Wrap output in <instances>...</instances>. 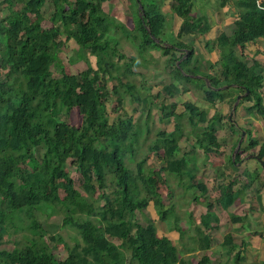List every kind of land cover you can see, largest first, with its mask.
<instances>
[{"label":"trees","instance_id":"1","mask_svg":"<svg viewBox=\"0 0 264 264\" xmlns=\"http://www.w3.org/2000/svg\"><path fill=\"white\" fill-rule=\"evenodd\" d=\"M46 1H2L7 14L0 18V226L5 232L26 230L31 237L15 238L12 250L8 251L1 248L4 233L0 232V264H132L131 261L136 264H190L170 238L157 235L152 220L144 225L137 220V213L150 202L159 212L161 221L166 220L167 211L153 174L141 171L143 160L136 164L135 172L126 164V157L131 155L126 148L139 146L142 129L127 115L112 122L108 120L104 106L110 93L105 79L117 82L110 91L116 94V105L121 107L118 87L131 95L135 85L124 80L133 74L139 61H146L147 50L158 49L166 57L165 67L173 70L172 81L160 89L163 99L185 93L188 83L200 81L203 100L214 106L226 98L229 86L235 85L238 93L248 92L240 103L253 101L252 109L264 117L261 104L264 94H259L261 78L236 56L237 48L264 37V0L235 1L238 13L235 31L232 37L222 34L217 40L219 46L229 50L220 60L217 75L189 67L193 49L181 42V36L203 35L208 29L201 18H189L190 0H174V12L183 22L172 44L163 39L165 16L156 0H138L142 16L137 9L131 30L103 10L104 3L114 0H48L53 7L48 18L50 26L43 27L42 7ZM61 29L66 38L74 39L79 59L87 61L89 55L95 58V67H88L86 74L64 72L58 57L63 44ZM114 29H118L120 36L130 41L136 51V55L129 57L119 69L112 59L117 55L119 40L111 34ZM174 51L181 53L176 55ZM123 58L119 53L118 60ZM54 66L60 69L58 77L53 75ZM195 76L201 78L196 80ZM223 86L228 88L217 90ZM234 102L232 95L231 107ZM182 107L188 114L195 147L204 157L214 155L220 149L217 132L222 117L215 113L207 119L208 112L191 102L183 103ZM73 110L80 118L77 125L61 119ZM160 112L167 120L179 116L173 102L161 105ZM225 120L229 127L235 126L229 116ZM181 134L177 124L171 132H158L159 142L151 146V151L161 152L163 171L186 180L200 192L193 197L199 201L207 187L192 172L191 159L187 155L177 156ZM256 146L255 141L249 140L233 159L232 155L228 158L229 168L237 170L235 164L242 159L240 153H252ZM38 149L42 150L39 157L36 155ZM256 156L263 160L264 143ZM70 166L79 174L81 191L70 176ZM241 176L247 180L246 186L259 178L256 171L246 170ZM233 183L228 181L217 186L215 207L226 210L239 202L241 191H233ZM95 197L101 205H95ZM206 207L211 210L213 205L206 203ZM35 212L46 216L63 213L61 226L79 235L80 240L71 246L61 237H50L64 244L67 249L64 260L47 262L45 247L35 244V239H44L46 235ZM230 221L238 223L242 218L232 216ZM210 228L208 215H202L201 226H195L194 235L189 236L187 253L210 249ZM110 238L120 240L121 247ZM222 244L229 251L237 247L231 234L224 235ZM240 260L237 255V263ZM196 264H212V260L204 254ZM259 264H264V255Z\"/></svg>","mask_w":264,"mask_h":264},{"label":"rangeland","instance_id":"2","mask_svg":"<svg viewBox=\"0 0 264 264\" xmlns=\"http://www.w3.org/2000/svg\"><path fill=\"white\" fill-rule=\"evenodd\" d=\"M2 1L0 0V18H4L7 14L5 4ZM102 7L117 23L124 25L130 30L133 28L135 11L138 9L136 0H114L110 3H104ZM52 9V4L47 0L42 7L43 27L50 26L48 18L52 13ZM120 33L118 29H114L111 32L115 39H119L117 55L112 57L113 61L118 64V69L124 62L128 61L129 57L136 55L131 42L122 38ZM60 38L63 44L58 57L61 60L64 72L67 74L81 73L84 75L88 67H95V58L93 56L89 55L87 61L79 59L74 39L66 38L62 29ZM168 38L171 37L166 35V39L164 40L170 42ZM119 53L124 55L123 60H118ZM145 58L146 61L140 59L139 65L133 68V74L124 80V82L128 81L135 85V89L131 95L124 92L121 86L118 87L117 96L119 95L122 99L121 107L116 105V94L110 91L112 85L117 84V82L108 77L105 79L110 93V99L104 106V112L108 120L112 122L118 117L127 115L132 117L135 122L137 121L142 129L139 146H127L126 148L127 153L129 155L131 153L130 157H126V164L135 172L136 164L140 160H143L141 171L153 174L163 205L167 211L166 220L161 221L159 219V212L150 202L147 208L137 213V220L142 225L146 224L147 220H152L157 235L170 238L177 246L180 254L189 259L190 264H196L204 254L211 258L212 264H259L263 260L264 255V215L262 214L259 218H253L248 205L245 208L247 215L243 216L245 227L241 229L239 226L233 225L230 221L231 215L244 214V212L237 208L222 210L214 206L218 193L215 184L217 180L220 182L224 178L222 177L224 173L217 164L227 163V159L222 156L224 152L219 156L210 155L211 157H204L198 151L199 149L194 148L195 136L188 122V114L185 113L182 106L185 102L200 103L203 101V95L196 90L193 83H188V92L179 93L172 99H163L160 89L172 81L173 70L165 67L166 57L158 50L151 49V53L147 50ZM70 60L73 61L71 62ZM52 72L55 77L60 75L58 67L54 66ZM143 99L147 103L148 118H146L147 111L143 109L145 103ZM172 102L176 104V113L179 116L167 120L161 115L160 106L169 105ZM61 119L72 125H77L80 121L76 110H73L68 115H63ZM174 124L179 125L182 130L177 156L180 157L184 153H187L190 155V158L195 159L199 170L197 173H194L197 174L198 181L204 183L208 190L207 193L201 195L202 197L199 201H196L193 197L198 196V194L200 195V192L196 188H193L186 180H180L173 173L163 171L161 168L164 166V161L161 158V152L156 153L155 151H151V146L159 142L158 132H171L174 129ZM228 128H230L229 125L225 123L223 130L225 131ZM224 136L225 133L220 136L222 137L220 142L223 146H225ZM41 153L42 150L38 149L36 153L37 157ZM230 154L231 150L228 153V158ZM251 162L253 161L251 160ZM69 172L75 182V186L81 191L77 170L70 166ZM60 196H63L62 192H60ZM101 203L95 197V205L99 206ZM206 203L212 204L213 208L208 210ZM34 214L46 233L44 239H35V244L45 247L47 262L64 260L67 256V249L64 244L52 241L50 237H61L64 243L71 246L80 240L79 235L73 229L61 226L64 217L63 213L54 212L50 216L38 212ZM204 214L208 215V224L211 227L208 230V234L211 236V247L206 252L195 251L187 253L186 249L190 246L189 236L191 234L194 235L195 226H201V216ZM0 232L4 233L1 248L8 251L12 250L15 238H20L22 235L31 237L26 230H23V232L15 230L5 232V229L0 226ZM228 233L233 236V242L237 246L232 251H229L222 244L224 235ZM110 240L121 247L120 240L112 238ZM243 242L245 246L242 245ZM126 255L128 256V252H126ZM237 255L241 257L239 263L236 261ZM131 263L136 264L132 261Z\"/></svg>","mask_w":264,"mask_h":264},{"label":"crops","instance_id":"3","mask_svg":"<svg viewBox=\"0 0 264 264\" xmlns=\"http://www.w3.org/2000/svg\"><path fill=\"white\" fill-rule=\"evenodd\" d=\"M156 1L158 8L165 16L163 39H166V35L170 36L171 38H168L170 42H167L165 40L164 41L172 44L177 40L176 35L181 23L183 22V19L178 17L174 12V7L176 6L174 0ZM235 1L236 0H190L191 14L189 18H201L202 21L206 23L208 29L207 33L203 35L192 33L189 35L181 36V42L185 43L193 49V56L190 60L189 67H195L196 70L205 74L217 75L219 73L220 60L223 55L226 54L229 50L226 46H219L217 44V40L222 34L230 38L235 31V21L237 20L238 16V13L234 7ZM149 52L151 53V49L149 50ZM174 53L176 55H179L181 52L174 51ZM236 56L239 60L243 61L247 67L252 68L254 73L261 78V88L259 94L262 96L264 94V37L247 43L242 48H237ZM194 78L198 80L201 77L195 76ZM193 84L196 90H198L203 95V89L200 88V81H196V83ZM223 87L225 88H222V90L228 88V86ZM229 87L231 88L229 89L226 98L222 102H217L214 106H211L207 102H205L202 97L203 101L195 105L200 110H205L208 112L207 119L212 117L215 113H219V115L222 117V121L218 122L219 129L217 132V141L220 145V149L216 152L217 154L215 153L213 156H219L222 152H224L222 156H224V158L228 161V153L231 150V157V155L233 154L232 152H234L235 150L232 149L234 148V145L238 138H240L241 131L245 132V136L243 137L239 149H244L247 146V142L249 140H253L257 144L252 153H249V151L240 153V158L242 159L240 162H237L235 164V168L237 170L230 169L228 163L225 162L217 164V166H219L223 171L224 178L220 182L217 180L215 184L216 187L219 184H224L228 181H234L232 190L241 191V195H239L238 197L239 202L236 205L230 206L229 208L241 209L242 212H244V214L240 213L238 215H231V217L237 216L242 218V222L233 223V225L239 226L242 229L245 227L243 216L247 215L245 208L248 207V205L251 210L249 211L252 212L253 218H259L262 214L264 215V213H262V211H264V167L261 166L257 160H255L254 158H250L249 156H256L260 145L264 143V117L256 110L252 109L253 101H244L240 103V100L247 94V92L240 94L237 92L235 85H231ZM232 95L235 96V100L236 96L238 95L244 96H242V98L239 100L236 109L231 114L232 107L230 100L232 98ZM261 104L264 107V98ZM227 116H229L231 124L235 126H233V128L230 127L224 131L223 129L225 128L226 122L225 118ZM200 126L202 127L203 125L200 124ZM223 133H225V146H223V144H221L220 142V139L222 138L220 136ZM194 148L198 149L197 147ZM183 155H187L188 158H190V155L187 153H184ZM233 158L234 156L232 155V159ZM190 159L192 172L197 173L199 167L195 163L196 161L194 158ZM251 160L254 163L251 162ZM262 161H264V157ZM246 170L250 172L256 171L259 174V178L250 186H246L247 180L243 176H241V174ZM196 175L197 174H195V176Z\"/></svg>","mask_w":264,"mask_h":264},{"label":"water","instance_id":"4","mask_svg":"<svg viewBox=\"0 0 264 264\" xmlns=\"http://www.w3.org/2000/svg\"><path fill=\"white\" fill-rule=\"evenodd\" d=\"M136 2L138 3V0H136ZM138 9H139V11H141L139 15L142 16V7H141V5L139 3H138ZM186 54H188V51H186ZM222 88H225V87H222ZM222 88H218L217 90H220ZM242 96H244V95H238V96H236V100H235V102H234V104L232 106L231 114L236 109V107L238 105V102L242 98ZM244 136H245V132L244 131H241V135H240L239 141H238L237 146H236V148H235V150H234V152L232 154L233 156L238 151V149H239V147L241 145V142H242ZM249 156H250V158H254L255 160H257L260 163V165L264 167V161H262L261 159H259L258 157L254 156V155H249Z\"/></svg>","mask_w":264,"mask_h":264},{"label":"built area","instance_id":"5","mask_svg":"<svg viewBox=\"0 0 264 264\" xmlns=\"http://www.w3.org/2000/svg\"><path fill=\"white\" fill-rule=\"evenodd\" d=\"M264 9V8H263Z\"/></svg>","mask_w":264,"mask_h":264}]
</instances>
